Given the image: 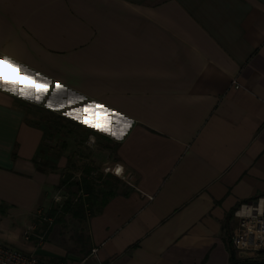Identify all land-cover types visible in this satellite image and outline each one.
<instances>
[{"label": "crops", "instance_id": "1", "mask_svg": "<svg viewBox=\"0 0 264 264\" xmlns=\"http://www.w3.org/2000/svg\"><path fill=\"white\" fill-rule=\"evenodd\" d=\"M0 58L51 82L40 102L0 85L1 243L72 264H230L232 214L264 195V0H0ZM93 101L134 121L122 140L64 115ZM34 108L95 135L94 164L120 180L84 231L57 221L41 245L22 232L76 143L51 155Z\"/></svg>", "mask_w": 264, "mask_h": 264}, {"label": "rangeland", "instance_id": "2", "mask_svg": "<svg viewBox=\"0 0 264 264\" xmlns=\"http://www.w3.org/2000/svg\"><path fill=\"white\" fill-rule=\"evenodd\" d=\"M28 116L31 122L43 123L50 129V133L47 136L46 146L49 149L51 155L56 153L55 145L60 148L65 146L67 133H70V138H74L76 143L74 155V169L71 171L63 172L61 174L60 191L58 195L61 198L56 201L52 197V207L47 210L53 217V222H62L67 231L78 230L84 231L85 219L103 203L106 197L114 192L119 185L120 180L103 173L98 164H94V158L97 151L100 149L98 141L95 135L92 136L93 142L89 141V134H84L80 129L71 126L61 120L54 114H48L40 112L38 109H33L28 112ZM60 133L59 135H54ZM85 182L89 184L90 189H86ZM80 236H85V232L79 233ZM79 236V235H78ZM240 254V253H239ZM242 259H259L251 253L243 254Z\"/></svg>", "mask_w": 264, "mask_h": 264}, {"label": "built area", "instance_id": "3", "mask_svg": "<svg viewBox=\"0 0 264 264\" xmlns=\"http://www.w3.org/2000/svg\"><path fill=\"white\" fill-rule=\"evenodd\" d=\"M234 88L239 85L232 81ZM93 134H89V141L93 142ZM63 176V174H62ZM61 195L55 194L53 200L58 201ZM234 226L230 234V244L238 253L254 256L264 250V195L242 202L232 214ZM53 222V217L47 210L38 208L33 214V220L28 224L22 237L25 241L34 240L41 245L45 238L47 228ZM95 249L92 250L94 252ZM0 264H72L64 260H47L34 253L10 247L0 242Z\"/></svg>", "mask_w": 264, "mask_h": 264}, {"label": "snow or ice", "instance_id": "4", "mask_svg": "<svg viewBox=\"0 0 264 264\" xmlns=\"http://www.w3.org/2000/svg\"><path fill=\"white\" fill-rule=\"evenodd\" d=\"M0 62L12 69L17 70L21 77H24L32 82L31 84H20L16 80L5 79L3 75H0V85L10 86L13 94H18L19 96L28 99H35V101L40 102L43 96L49 92L51 82L46 80H36V77L41 75L39 72H37L35 76L28 75L25 71L20 70L21 66L19 64L8 58H0ZM54 88V95L56 93H62L65 90V86L59 81H56ZM76 99L83 101L85 97L80 96ZM67 103L71 105L75 103V101L69 98ZM46 107L54 111H59L65 107V104L59 103L54 107L53 101L49 100L46 104ZM64 115L74 119L84 126L99 130L101 132L109 133L113 131V118H115V122L126 118L122 113L116 112L113 109H109L104 104L97 103L95 101L89 102L83 107L74 108L71 111H67L64 113ZM105 123L107 126H105Z\"/></svg>", "mask_w": 264, "mask_h": 264}, {"label": "clouds", "instance_id": "5", "mask_svg": "<svg viewBox=\"0 0 264 264\" xmlns=\"http://www.w3.org/2000/svg\"><path fill=\"white\" fill-rule=\"evenodd\" d=\"M133 123H134L133 120L129 118H124L120 121L115 122V125H112L113 131L111 133L109 132H104V133L110 134L113 138L117 140H122L123 137L127 134V131L130 130V128L132 127ZM105 126H107L106 123ZM109 170L111 169H105V171H109ZM111 171H114L115 175L121 176L123 173V166L117 165L116 168Z\"/></svg>", "mask_w": 264, "mask_h": 264}, {"label": "trees", "instance_id": "6", "mask_svg": "<svg viewBox=\"0 0 264 264\" xmlns=\"http://www.w3.org/2000/svg\"><path fill=\"white\" fill-rule=\"evenodd\" d=\"M85 186L86 189H90V186L88 183L85 182ZM228 249L230 252V257H229V261L230 264H253V262H262L264 261V250L259 251L257 253V257H259V259H242V260H238L235 256V249L230 245L229 241H228Z\"/></svg>", "mask_w": 264, "mask_h": 264}, {"label": "water", "instance_id": "7", "mask_svg": "<svg viewBox=\"0 0 264 264\" xmlns=\"http://www.w3.org/2000/svg\"><path fill=\"white\" fill-rule=\"evenodd\" d=\"M253 264H264V261H262V262H253Z\"/></svg>", "mask_w": 264, "mask_h": 264}]
</instances>
